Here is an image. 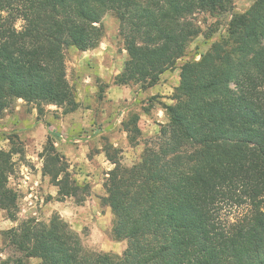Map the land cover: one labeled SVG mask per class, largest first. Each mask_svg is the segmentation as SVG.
<instances>
[{"label":"trees","instance_id":"16d2710c","mask_svg":"<svg viewBox=\"0 0 264 264\" xmlns=\"http://www.w3.org/2000/svg\"><path fill=\"white\" fill-rule=\"evenodd\" d=\"M229 2L0 0V115L14 99L74 106L64 47H97L108 11L129 29V57L116 83L152 86L199 33L184 18ZM172 98L163 105L169 123L140 162L116 164L104 181L111 234L127 241L122 254L85 250L55 214L3 232L20 253L12 264H264V0L234 15L228 37L199 60L182 64ZM11 155L0 149V208L14 219ZM43 173L59 200L84 189L54 146Z\"/></svg>","mask_w":264,"mask_h":264},{"label":"rangeland","instance_id":"374dc122","mask_svg":"<svg viewBox=\"0 0 264 264\" xmlns=\"http://www.w3.org/2000/svg\"><path fill=\"white\" fill-rule=\"evenodd\" d=\"M255 1L230 0L224 7L185 17L199 33L152 86L142 80L116 83L129 57V29L108 11L101 20L103 36L97 47H64L74 106L12 100L0 115V149L12 153L8 186L17 193V201L14 219L0 208V264H12L20 255L4 238L5 230L26 220L48 223L55 214L78 233L85 250L122 254L127 241L111 234L114 215L103 199L108 172L116 164L131 167L140 162L145 148L169 123L163 105L175 102L172 95L182 64L199 60L214 42L227 38L232 17ZM15 25L21 28L23 21L17 19ZM135 40L141 42L137 36ZM51 146L62 156L70 178L84 187L78 196L59 200L58 187L43 173Z\"/></svg>","mask_w":264,"mask_h":264}]
</instances>
